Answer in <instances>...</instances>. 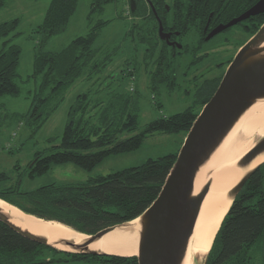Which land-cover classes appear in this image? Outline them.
Returning a JSON list of instances; mask_svg holds the SVG:
<instances>
[{"label":"trees","instance_id":"1","mask_svg":"<svg viewBox=\"0 0 264 264\" xmlns=\"http://www.w3.org/2000/svg\"><path fill=\"white\" fill-rule=\"evenodd\" d=\"M109 1L111 0H94L91 11L103 10ZM136 1L139 8L134 7ZM255 1L257 0H188L182 3L180 13L175 17L177 27L181 28V32L192 27V33L199 35V43L192 49L196 51L203 46L205 39L201 32L210 11L213 10L216 15V19L211 21L215 24L239 14ZM4 3L5 0H0V6ZM77 3L78 0L50 1L44 19L39 24L42 43L46 37L67 26ZM129 4L136 17L147 21L145 32L141 36L148 42V48H151L148 56L152 57L153 51L159 46V53L154 59L157 67L161 69V65L174 64L175 59L172 58L176 56L173 54L175 50L172 49V52L169 45L160 40L157 21L152 10L146 6V0H129ZM192 21H196V24H190ZM245 21L250 22V19ZM263 21L264 12L252 21L249 29L256 31ZM19 22L20 17L0 21V38L6 36L5 45L0 49V97L5 93L17 95L20 92L16 79L19 74L21 46L12 41L13 36L19 32L16 31ZM106 22L99 20L91 25L86 34L76 36L60 50L43 47L36 49L34 74L42 73L43 84L51 85L53 91H66L81 74L83 67L93 59L94 40ZM183 42L182 49L189 50V42ZM212 79L216 84L202 100L203 105L219 84L220 77L218 80L215 77ZM122 95L121 105L116 106L111 99L101 106V100L91 103L89 90L78 93L68 110L63 133L51 143L50 151H37L23 171H19L20 168L15 164L16 179L10 184L8 172L0 171V184H4L0 188V197L17 204L25 211L61 220L89 233L132 219L143 212L159 194L180 147L157 157H149L139 165L97 174L85 180L51 182L34 189L21 188L25 175L32 177L43 173L52 164L75 162L90 169L110 154L139 147L145 137L155 131L187 133L200 112L188 107L183 111L161 114L137 130L139 112L131 106V102L134 103L135 100L129 91ZM43 98L46 99V96L34 98L32 110L36 116L39 115L38 109ZM91 106L101 108L96 119L88 114ZM157 106L161 107V103L157 102ZM109 108L112 111L118 108L119 113L115 115L111 111L109 115ZM54 109L52 107L51 110ZM18 198L25 200L27 204L20 202ZM44 248L58 250L23 236L0 220V264L43 263L46 261L41 255ZM58 251L65 253L64 260L68 261L99 258L106 264H138L136 255ZM205 264H264V161L252 171L232 201L214 237Z\"/></svg>","mask_w":264,"mask_h":264},{"label":"rangeland","instance_id":"2","mask_svg":"<svg viewBox=\"0 0 264 264\" xmlns=\"http://www.w3.org/2000/svg\"><path fill=\"white\" fill-rule=\"evenodd\" d=\"M50 1L5 0L4 5L0 6V21L20 17L16 28L19 32L12 40L21 46L16 79L20 92L17 95L5 93L0 97V171L8 172V184L16 179L15 164L19 171H23L37 151H50L51 143L63 133L68 110L78 93L89 90L92 104L101 100V106H104L112 99L119 106L122 104V94L131 92L135 100L131 106L139 112L137 130L161 114L183 111L188 107L201 111L202 100L216 84L212 78L225 72L228 59L232 60L239 47L253 35L251 30L243 31L245 27L251 28L252 22L245 24V27L243 25V29L234 24L228 31L204 40L202 48L192 51L200 39L199 35L191 33L182 38V41L189 42V50L176 49L173 53L176 56L172 58L175 59L174 64L161 65L159 69L154 60L159 46L149 57L151 48L141 36L147 21L145 23L136 17L129 0H111L101 11H91L94 0H78L67 26L46 37L42 43L39 24ZM102 19L107 22L99 29L94 40L93 59L83 67L81 74L66 91L55 92L51 85H44L42 73L34 74L36 49L60 50L76 36L86 34L91 25ZM5 38H0V49L5 45ZM218 64H222L220 68H216ZM38 96H46V99L40 101L39 115L36 116L32 106L34 98ZM157 102L161 103V107L157 106ZM52 107L55 109L51 110ZM99 110L100 107L91 106L88 114L96 119ZM109 111L110 115L112 109L109 108ZM112 113L117 115L118 108ZM186 134L183 131H155L147 135L139 147L110 154L90 169L75 162L52 164L43 173L32 177L25 175L21 188L34 189L51 182L85 180L97 174L139 165L149 157L175 151L183 144ZM3 185L0 184V188ZM18 200L27 204L21 198ZM41 255L46 261L39 264H106L99 258L64 260L65 253L51 248H44ZM50 258L52 261H49Z\"/></svg>","mask_w":264,"mask_h":264},{"label":"water","instance_id":"3","mask_svg":"<svg viewBox=\"0 0 264 264\" xmlns=\"http://www.w3.org/2000/svg\"><path fill=\"white\" fill-rule=\"evenodd\" d=\"M262 12H264V0H257L238 16L216 25L206 35V40L223 29L251 15ZM159 33L163 38L161 22ZM263 43L264 21L253 35L239 47L223 73L217 88L204 103L201 111L193 121L159 194L143 212L134 217H138L141 223L138 252L135 253L138 264H181L201 205L212 183V179L208 180L198 193H194L196 173L200 165L210 157L241 114L257 99L264 97ZM178 46H181V44L178 43ZM263 149L264 135L247 152L245 159L253 158ZM258 165L252 168L240 181L232 201L243 183ZM25 212L45 220L60 221L76 229L61 220L39 216L28 211ZM132 219L104 227L94 233L76 229L88 235L79 242L75 238L56 240V243L72 247L69 249L58 247L55 243L49 242L43 234H37L23 228L14 222L12 216L0 206V220L15 231L36 242L68 252L109 253L90 248L89 245L101 239L116 226L126 224ZM135 229V227L132 228V230ZM206 257L203 264H205Z\"/></svg>","mask_w":264,"mask_h":264},{"label":"bare ground","instance_id":"4","mask_svg":"<svg viewBox=\"0 0 264 264\" xmlns=\"http://www.w3.org/2000/svg\"><path fill=\"white\" fill-rule=\"evenodd\" d=\"M263 135L264 97L257 99L241 114L196 173L194 193H198L208 180L212 179V183L201 205L181 264H203L238 184L252 168L264 161V149L253 158L245 159L247 152ZM0 206L12 216L14 222L34 233L43 234L58 247L72 248L56 243L60 238H75L79 242L88 236L57 220L38 218L2 197ZM133 227L136 229L132 230ZM140 228V219L134 218L116 226L89 247L109 253L135 255L138 252Z\"/></svg>","mask_w":264,"mask_h":264},{"label":"flooded vegetation","instance_id":"5","mask_svg":"<svg viewBox=\"0 0 264 264\" xmlns=\"http://www.w3.org/2000/svg\"><path fill=\"white\" fill-rule=\"evenodd\" d=\"M146 1H147L146 2V6L149 7L152 10V13L154 15V18L157 21V24H158V35H159L160 40L164 41L173 50H176L178 48H181L182 49V46L184 44V42L182 41V38L186 37L187 35L189 36L192 33V31H191V28L192 27L189 30L185 31V32H181V28L177 27L178 21L175 19V17L177 15H179V13H180L179 10L181 9L182 3L183 2H187L188 0H169V1L168 0H163V1L162 0H154V1L153 0H146ZM129 7H130V5H129ZM134 7L135 8H139L137 1L135 2ZM243 10H242V12H243ZM242 12H240L239 14H241ZM239 14H235L232 17L238 16ZM259 14L251 15V16H249L246 19H250V23H251L252 21L256 20V18L258 17ZM148 15H150L149 10H148ZM231 18H229L228 20H230ZM214 19H216V15H214V12L212 10V11H210L208 13V18H207V20H206V22L204 24V27L202 29V32H201V34H202L201 36H203V38L205 40H206V35L216 25H218L219 23H225V22L228 21V20H226V21H219V22H217L215 24H212L211 21H213ZM246 19H243V20L237 22L236 23V26L237 27L238 26H242V29H243V25L245 27V24L246 25L249 24L248 21H245ZM160 22H161V25H162V33L164 35L163 38L161 37V35L159 33V25H160ZM190 24H193L194 25V24H196V21H192V23H190ZM232 26H234V25H231V26L223 29L222 31L216 33L212 37L220 34L221 32L228 31L230 28H232ZM250 30L251 29H249V27H245V29H243L244 32L245 31H250ZM254 32H252L251 35ZM178 43H180L181 46H178ZM173 53L175 54V51ZM180 55L181 54H179L178 56H180ZM208 55L209 54H207V56ZM230 61H231V58L228 59V61L226 62L227 63L226 65H228ZM221 65L218 64L216 66V68H220ZM222 75L219 76V74H216L215 79L218 80L219 77L221 79ZM220 79H219V81H220ZM27 264H30V263H27Z\"/></svg>","mask_w":264,"mask_h":264}]
</instances>
